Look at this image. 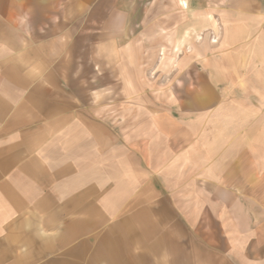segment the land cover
<instances>
[{"label": "crops", "instance_id": "0c3cea01", "mask_svg": "<svg viewBox=\"0 0 264 264\" xmlns=\"http://www.w3.org/2000/svg\"><path fill=\"white\" fill-rule=\"evenodd\" d=\"M176 1L160 107L143 0H0V264H264V0Z\"/></svg>", "mask_w": 264, "mask_h": 264}, {"label": "rangeland", "instance_id": "374dc122", "mask_svg": "<svg viewBox=\"0 0 264 264\" xmlns=\"http://www.w3.org/2000/svg\"><path fill=\"white\" fill-rule=\"evenodd\" d=\"M82 1V0H81ZM124 2H126V0H123ZM154 0H143V7L145 8L146 12H147V17H146V24L147 28L143 31H139L137 32V41H135V39H132V44L130 43V46L128 45L126 47V45L123 46H112L110 48L111 50V55H115V56H119L120 54H128V55H132L133 57H138L141 56L143 58L142 61L143 62V73L144 75L147 77H144V86L147 85L148 87H150L152 85L151 81L152 78L151 74H150V67L152 65L151 63V59L150 56L153 54H157L159 55V74H158V78L153 80V86L158 87V91H159V103H160V107L161 104H166L168 102H170L172 99H174L173 95H167L165 92L168 88H173V84H175L176 80L174 81L172 78H166L165 76L167 75V73L165 72L166 70V63L164 62L166 60L167 55L169 54H175V55H182L184 53L187 52V47L183 48V35L185 37V34L182 33V31H177L176 32V36H175V47H166V44L168 43V35L166 31H158V33L156 31H152L150 28V23L152 22L151 19V2H153ZM162 1L163 4V8L160 9L161 11H163V16H161L160 18V23H166L167 22V7H171L174 8L177 11V1L176 0H160ZM87 2V0H86ZM89 2L92 4L88 7V11H87V15L86 17H90V19L92 18L93 20V26H92V30H93V35L95 34V38L96 36L100 33L99 30V26L100 22H101V6H102V0H89ZM141 2V1H140ZM170 5V6H168ZM171 5H174V7H172ZM182 15L181 14H177L175 17V22H182ZM155 22V19L154 21ZM99 25V26H98ZM81 33V32H80ZM91 34V32L89 33V35ZM158 34V35H157ZM81 36V34H80ZM151 38H159V47H158V52H157V48L154 45L155 42H152ZM190 38V37H186ZM139 39V40H138ZM98 41L95 39V45H94V49L90 48V53H93L94 55H101L102 54V49L99 48V46L97 45ZM140 60V59H139ZM156 65V64H155ZM132 71L134 70L133 68L131 69ZM156 71V68L154 70V72ZM133 75V74H132ZM131 75V76H132ZM182 81V80H180ZM181 84V83H178ZM150 96H148L149 98ZM150 99V98H149ZM147 99V101L149 102L150 100ZM211 127V126H210ZM225 129L222 130V132H224L223 134L225 135L226 133H230V127H224ZM242 130L245 131V128H241ZM209 130H214V128H209ZM208 146L210 144H207ZM224 150L223 152L225 153L226 151L229 150L230 147V143H224ZM228 148V150H226Z\"/></svg>", "mask_w": 264, "mask_h": 264}]
</instances>
